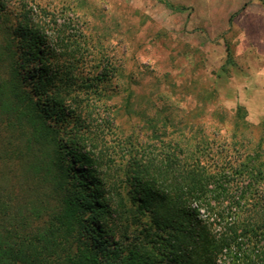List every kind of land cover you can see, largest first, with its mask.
Returning a JSON list of instances; mask_svg holds the SVG:
<instances>
[{
    "label": "trees",
    "instance_id": "obj_1",
    "mask_svg": "<svg viewBox=\"0 0 264 264\" xmlns=\"http://www.w3.org/2000/svg\"><path fill=\"white\" fill-rule=\"evenodd\" d=\"M39 9L0 2V162L21 170L0 174V264H264V136L123 142L115 167L95 122L122 73Z\"/></svg>",
    "mask_w": 264,
    "mask_h": 264
},
{
    "label": "rangeland",
    "instance_id": "obj_2",
    "mask_svg": "<svg viewBox=\"0 0 264 264\" xmlns=\"http://www.w3.org/2000/svg\"><path fill=\"white\" fill-rule=\"evenodd\" d=\"M0 2L12 15L23 5L35 14L40 7L55 10L61 22L85 35L95 56L121 71L95 122L110 126L97 134L115 167L126 163V146L142 156L198 135L230 140L246 129L254 140L264 136V81L244 61L243 42L222 25L206 23L202 8L188 0ZM238 107L245 122H238ZM4 170L14 184L19 166L0 162V174Z\"/></svg>",
    "mask_w": 264,
    "mask_h": 264
},
{
    "label": "crops",
    "instance_id": "obj_3",
    "mask_svg": "<svg viewBox=\"0 0 264 264\" xmlns=\"http://www.w3.org/2000/svg\"><path fill=\"white\" fill-rule=\"evenodd\" d=\"M188 1L202 8L206 23L222 25L221 29L241 39L246 49L244 61L264 81V0Z\"/></svg>",
    "mask_w": 264,
    "mask_h": 264
}]
</instances>
